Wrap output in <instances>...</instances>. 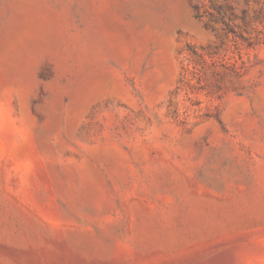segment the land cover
I'll return each instance as SVG.
<instances>
[{
    "label": "rangeland",
    "instance_id": "1",
    "mask_svg": "<svg viewBox=\"0 0 264 264\" xmlns=\"http://www.w3.org/2000/svg\"><path fill=\"white\" fill-rule=\"evenodd\" d=\"M0 264H264V0H0Z\"/></svg>",
    "mask_w": 264,
    "mask_h": 264
}]
</instances>
